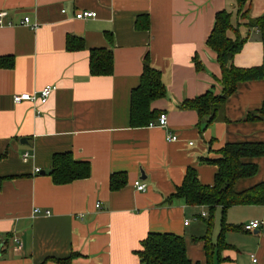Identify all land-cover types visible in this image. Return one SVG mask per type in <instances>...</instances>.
I'll use <instances>...</instances> for the list:
<instances>
[{"label":"crops","instance_id":"0c3cea01","mask_svg":"<svg viewBox=\"0 0 264 264\" xmlns=\"http://www.w3.org/2000/svg\"><path fill=\"white\" fill-rule=\"evenodd\" d=\"M234 9V0H0V11L13 22L0 27V58L14 60L13 68H0V264H59L73 253L82 257L71 264H142L137 252L150 233L185 238L189 259L205 264L199 238L207 233L202 218L208 208L165 201L190 168L212 186L218 168L208 161L219 158L226 144H264V78L240 83L211 126L180 108L212 90L222 95L221 68L206 43L216 14ZM83 12L97 16L78 19ZM140 16H148L149 30L137 28ZM248 16L264 17V0H251ZM24 17L38 27L21 25ZM240 34L248 40L234 65L264 69L258 31L242 26ZM68 36L82 39L85 49L68 51ZM101 48L112 50L114 74L92 77L90 52ZM146 55L166 87V97L152 104L167 115L166 127L130 126L131 92ZM196 57L202 71L195 68ZM48 85L57 90L46 105L13 101ZM249 115L261 119L248 121ZM169 135L178 140L168 141ZM60 153L89 162L91 176L54 184L48 172ZM245 163L259 170L237 181V193L264 183V157ZM123 172L128 184L112 192L111 175ZM136 182L146 190H137ZM227 214V224L239 230L226 232L229 248L222 257L264 264V207L236 206ZM255 221L263 223L259 229H243ZM214 229L215 220L212 243Z\"/></svg>","mask_w":264,"mask_h":264},{"label":"trees","instance_id":"16d2710c","mask_svg":"<svg viewBox=\"0 0 264 264\" xmlns=\"http://www.w3.org/2000/svg\"><path fill=\"white\" fill-rule=\"evenodd\" d=\"M236 9L223 10L216 14L213 30L207 40L206 46L217 55V62L221 68V78L218 80L222 86V95H215L212 91L193 100L184 101L180 108L197 112L201 122L211 126L220 120L222 109L244 82L258 81L264 78L262 67L242 69L234 65L235 56L242 50L248 40L240 34V28L246 26L258 31L257 38L264 42V17L249 18L251 0H234ZM136 26L140 30H149L148 16L137 18ZM113 43L111 36H108ZM66 49L70 52L85 49L84 41L74 36H68ZM90 75L92 77H105L114 74V55L111 49H93L90 52ZM197 71L204 69L202 63L194 59ZM14 67L12 57L0 58V68ZM166 87L162 80L160 70L151 64L149 55H146L143 72L139 85L131 92L130 126L131 128H145L156 121L160 114L152 110V104L166 97ZM264 112V110H263ZM261 119L259 115H249L248 121ZM219 158L208 161L217 166L218 170L212 186L201 183L195 169L187 170L184 181L177 188L165 204H172L175 200H182L187 206L207 207L208 218H202L207 227L204 241L206 255L205 264H234L222 257V253L229 248L225 241L228 231L239 230L238 226L227 224V213L236 206H263L264 183L251 189L237 193L235 184L242 179L252 178L258 173V165L245 163L264 157V144L260 142L226 144L219 151ZM48 174L54 184L67 185L78 180L88 179L91 176L89 162L75 160L72 153H60L53 156L52 167ZM3 179L0 178V184ZM128 184L127 173H114L110 177V190L117 192ZM221 209L222 231L217 244L211 241V231L214 226L215 214ZM142 264H202L193 262L188 257L187 242L185 238L174 234L150 233L142 242V249L137 252ZM82 256L73 253L68 259L58 261L59 264H71Z\"/></svg>","mask_w":264,"mask_h":264},{"label":"built area","instance_id":"2783aa9c","mask_svg":"<svg viewBox=\"0 0 264 264\" xmlns=\"http://www.w3.org/2000/svg\"><path fill=\"white\" fill-rule=\"evenodd\" d=\"M9 13L7 11H0V27H4V26H12L13 22L11 21H7V19L9 18ZM96 13L93 12H83V13H79L76 15V17L78 19H95L96 18ZM21 25L24 26H32V22L30 17H24V19L20 22ZM38 26L37 25H33L32 28L36 29ZM57 90V87L54 85H48L46 87H44V89H42L39 93H36L34 95L31 94H22V95H16L13 97V101L15 104H19L22 102H29V103H34V104H38V105H46L50 99V97L52 96V94ZM168 124V117L166 114H162L160 115L157 123H151L149 125V127H166ZM178 140L177 136L174 135H169L168 136V141H176ZM30 158V155L28 153H26L23 157L24 161H28ZM37 173H40V169L36 170ZM135 186L137 188V190L144 192L146 190V185L141 183V182H136ZM36 212H39V210H36ZM47 215H50L49 211H46ZM207 214L204 213L203 216H206ZM186 225L189 224V221L187 220ZM262 222L259 221H255L252 222L248 225L244 226V230L247 232H251L253 230L259 229L262 226ZM254 258V262L256 263L257 260L256 258L253 256Z\"/></svg>","mask_w":264,"mask_h":264},{"label":"rangeland","instance_id":"374dc122","mask_svg":"<svg viewBox=\"0 0 264 264\" xmlns=\"http://www.w3.org/2000/svg\"><path fill=\"white\" fill-rule=\"evenodd\" d=\"M191 222L195 221V218L193 219V217H189ZM237 220H241L240 217L236 218ZM194 220V221H193ZM227 221H228V214H227ZM222 231V215H221V211H218L215 215V229H214V233H213V244H217L218 242V238L219 235L221 234ZM225 241H226V236H225Z\"/></svg>","mask_w":264,"mask_h":264},{"label":"water","instance_id":"95a60500","mask_svg":"<svg viewBox=\"0 0 264 264\" xmlns=\"http://www.w3.org/2000/svg\"><path fill=\"white\" fill-rule=\"evenodd\" d=\"M1 249V248H0Z\"/></svg>","mask_w":264,"mask_h":264}]
</instances>
